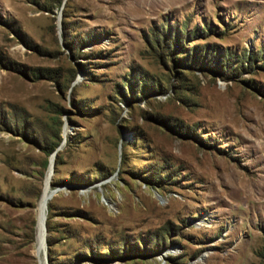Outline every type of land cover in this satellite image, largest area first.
I'll list each match as a JSON object with an SVG mask.
<instances>
[{
	"label": "rangeland",
	"instance_id": "obj_1",
	"mask_svg": "<svg viewBox=\"0 0 264 264\" xmlns=\"http://www.w3.org/2000/svg\"><path fill=\"white\" fill-rule=\"evenodd\" d=\"M165 1L0 0V264H264V0Z\"/></svg>",
	"mask_w": 264,
	"mask_h": 264
},
{
	"label": "bare ground",
	"instance_id": "obj_2",
	"mask_svg": "<svg viewBox=\"0 0 264 264\" xmlns=\"http://www.w3.org/2000/svg\"><path fill=\"white\" fill-rule=\"evenodd\" d=\"M172 1L173 0H166L165 2L167 3V2H172ZM45 181H46L45 188L43 189L42 197L40 199L39 206H38V213H39L38 214V241H39V244L42 245L40 255L43 253V245H44L43 240H44L45 234L43 230V221H44V217L47 215L46 203L48 199L50 198V193H51V189L48 184V178Z\"/></svg>",
	"mask_w": 264,
	"mask_h": 264
},
{
	"label": "water",
	"instance_id": "obj_3",
	"mask_svg": "<svg viewBox=\"0 0 264 264\" xmlns=\"http://www.w3.org/2000/svg\"><path fill=\"white\" fill-rule=\"evenodd\" d=\"M53 168H54V163H53V165H52V167H51V171H50V174L52 173V171H53ZM45 220H46V216L44 217V221H43V230H44V240H43V246L45 247L46 246V223H45Z\"/></svg>",
	"mask_w": 264,
	"mask_h": 264
},
{
	"label": "trees",
	"instance_id": "obj_4",
	"mask_svg": "<svg viewBox=\"0 0 264 264\" xmlns=\"http://www.w3.org/2000/svg\"><path fill=\"white\" fill-rule=\"evenodd\" d=\"M46 242H49V239L48 238H47ZM48 244H50V243H48Z\"/></svg>",
	"mask_w": 264,
	"mask_h": 264
}]
</instances>
